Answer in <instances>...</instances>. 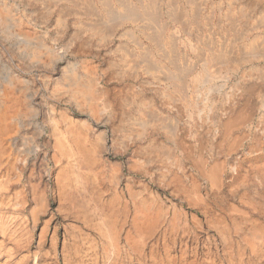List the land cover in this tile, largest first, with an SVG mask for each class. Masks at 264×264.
<instances>
[{
    "label": "rangeland",
    "instance_id": "obj_1",
    "mask_svg": "<svg viewBox=\"0 0 264 264\" xmlns=\"http://www.w3.org/2000/svg\"><path fill=\"white\" fill-rule=\"evenodd\" d=\"M256 1L261 0H245L242 5ZM0 8L7 18L6 30L0 25V90L9 87L4 78L8 75L13 82L15 101L13 105L5 104L4 110L17 115L16 119L0 116V264H64L63 251L69 250L74 243L70 238L72 234L80 231L97 238L101 252L104 244L108 250L111 248L109 256L112 258L113 246L109 241L112 234L117 233L123 244L128 236L134 249L122 250L121 260L124 261L141 251H149L153 244L162 249L167 247L174 253L172 246L176 239L198 233L202 240L208 236L215 239L219 249L215 244L212 248L221 253L223 264L229 263L226 254L229 256L230 250L235 253L238 264H264V136L241 135L228 140L223 145L225 149L217 148L212 153L213 158L209 157V150L203 153V158L226 160L227 167L217 185L212 183L209 166L197 155L199 144L211 145L215 141L207 130L214 129V119L222 117V106L229 105L224 95H218L221 104L213 112L209 105L215 93L208 92L204 96L202 112L194 99L189 107L181 102H169L162 92L151 89L153 84L149 86L148 81L152 79L145 73L136 79L118 80L109 67L112 45L76 44L66 49L70 32H60L55 15L51 18L38 15L33 0H0ZM262 13L264 2L255 8L252 17L257 26L254 35L264 37V26L258 19ZM18 33H23L27 40ZM49 46L55 50L50 51ZM76 64L84 68L90 78L98 80L102 88L100 96L108 97L114 105L112 115L102 100L98 103L85 100L78 106L68 94L57 90L60 82H64L65 70ZM256 64L264 71V59H258ZM212 68H209L211 73H222L213 77L222 92L236 86V71L226 66ZM238 70L242 73L247 69ZM129 89H142L145 111L175 121L185 135L177 138L164 130L147 128L141 136L135 137L131 133L137 126L127 122L121 128L125 108L116 97ZM2 103L5 99L0 91V110ZM263 117L257 112L253 118L255 124L252 122L251 126L264 127ZM71 121L74 134H69L66 128ZM196 130L203 134L196 136ZM76 143L83 150L95 151V161L83 162ZM143 146L146 150H142ZM164 148H169L168 152H164ZM235 163L238 168L234 171L231 167ZM112 165L115 174L111 177L108 169ZM180 215L204 221L205 231L189 225L190 232L183 234L185 229ZM207 215H233L238 220L241 217L243 220L256 219L261 224H246L244 220L234 228L227 216V225L207 227ZM55 234L56 242L53 240ZM82 259L86 258L75 257L73 264H81ZM104 260L99 257L98 264H104ZM86 262L95 264L91 260Z\"/></svg>",
    "mask_w": 264,
    "mask_h": 264
},
{
    "label": "bare ground",
    "instance_id": "obj_2",
    "mask_svg": "<svg viewBox=\"0 0 264 264\" xmlns=\"http://www.w3.org/2000/svg\"><path fill=\"white\" fill-rule=\"evenodd\" d=\"M213 1L214 0H33L36 9L34 11L38 13V15L44 18H51L55 15L57 17L58 27L61 29L60 32L63 33L67 30L70 32L69 43L66 44V49L76 44L91 45L101 43L108 47L112 45L110 51L112 58L110 59L109 67L114 70V75L118 80H124L126 78L136 79L145 73L152 79V81H148L149 86L153 84L151 89L162 92L167 96L169 102H181L186 106L192 104L191 101L193 102L194 99L197 103L198 110L201 112L204 109L201 104L204 103L203 101L206 99L204 96H206L208 92L215 93V97L211 98V105H209L210 111L212 112L221 104L218 95H224L223 97L228 100L229 105L228 107L226 105V107L222 106V117L218 116L214 119V129L207 130V133L215 137V141H213L211 145H203V142L196 148L198 150L197 155H199L203 164L209 166V168H207L212 183L217 185L220 181V175L223 169L227 167H225V164H227L226 160H222V158L219 160H211V158L208 157L203 158V153L209 150L211 156H208L212 157V153H214L217 148H224L223 145L228 140L238 139L241 135L249 138L259 135L264 136V127L257 128L251 126L257 112H261L264 115V71H260L256 64L258 59H264V37L259 34L254 35L257 26L253 23L254 19L252 20L255 8L264 1H256L252 4L245 5H242L245 0H228L226 3L222 0L214 3ZM258 19L260 20V24L264 26V13H262ZM6 20L7 18L5 17L4 10L0 8V25L5 30ZM18 34L24 36L23 33ZM24 38L26 39L25 36ZM48 49L52 52L55 50L52 46H49ZM224 66L236 71L234 74L238 75V79L235 83L236 86H233L230 91L226 90V92H222L221 86L219 83L215 82L216 80L213 78L217 76L216 74L222 75V73L217 72L214 74L210 72L211 69L209 70L210 67L221 68ZM242 68H246L247 70L240 73L238 69ZM64 73V82H60L58 86L59 89H57L59 92L64 91L78 106H81L85 100L90 103H98V101L102 100L106 104V107L109 108L110 115H112L114 105L108 97L100 96L99 92L102 88L96 78H90L86 74L85 69L80 68L77 64L68 67ZM4 78L9 85V89L6 87L0 90L5 99V103L1 104L0 116L2 118L16 119V114L4 110L5 104L10 103L13 105L15 101L12 79L8 75ZM143 94L142 89L138 91L129 89L125 94H119L116 97L118 103L125 108L124 112H122V124L120 127H125L127 122L133 126H137V129H133L132 133L130 132L132 136L135 137L141 136L144 133L143 130L147 128L164 130L169 133V135L177 138L178 136L180 137V134L183 136L184 131H180L179 125L175 121L161 118L155 112L145 111L146 101L142 97ZM206 110L208 112L209 108ZM92 117L94 116L92 115ZM72 123L73 121L66 125L69 134L70 132L74 134L72 131ZM88 123H90V121ZM253 123L255 124V122ZM58 125L59 124H57V126ZM245 125L248 127L243 128ZM61 128H63V126ZM67 131L65 130V132ZM195 134L196 136H200L203 132L196 130ZM76 144L82 154L83 162L88 163L95 161V151L92 153V150H83L79 143ZM70 147L72 148V146ZM144 149L146 150V146L142 147V150ZM150 149L153 150V146H151ZM168 150L169 148L163 149L164 152H168ZM147 151L152 152L151 150ZM185 153L188 154L187 152ZM109 168L108 171L110 170V176L112 177V175L115 174V167L112 165ZM231 168H233L234 171L237 170V163L232 165ZM226 176L227 175H225V177ZM176 180L178 179L176 178ZM119 188L120 187H118V189ZM90 189L91 188H89V191ZM96 197L100 198L98 196ZM103 199L104 198H102V200ZM96 201H98V199ZM180 216L182 217L183 229L187 230H183V234L190 232L189 225L195 226L200 230L203 229L204 221L202 222L197 217L189 219L185 215ZM227 216L230 219V225L234 228H238L240 222L244 220L246 224H261V221L256 219L252 220L245 218L243 220V217H241V220H238V218L233 215H207L205 224L207 227L220 228L222 225H227ZM166 220L164 221L166 222ZM96 226L98 227V224H96ZM231 230L233 231L232 228ZM203 231L205 230L203 229ZM87 233L80 231L77 235L72 234L70 238L73 239L74 243L70 245L71 247H69V250L65 249L63 251L64 264H73L74 258L77 256L86 258L80 260L81 264H89L86 260H91L94 261L95 264H98L99 257L105 259L103 261L104 264H223V258L219 255L221 253L214 251L212 248V245L215 244V248L219 249V245L214 241L215 239L212 240V238L208 236L202 240L198 233L187 234L181 236L180 239H176L172 246L174 253H171L170 249L167 247L162 249L159 245L153 244L149 251H141L137 255L134 254V258L125 261L124 259H122L123 261L121 260L122 250L126 247L132 250L134 249L128 236L125 238V243L123 244L122 242L124 241L120 240L117 233H115V235L112 234V239L109 240L113 246V253L111 256L114 257L112 258L109 256L111 248L108 250L107 245L104 244L102 247L100 244L102 247H99L102 250L101 252L96 244L97 238ZM56 239L57 235L55 234L53 240L55 241ZM104 242L106 241L104 240ZM223 242H226L225 238ZM223 247L225 246L223 245ZM260 248H262V246ZM228 252L229 256L226 254V259L229 262L228 264H238L235 253H232L231 250Z\"/></svg>",
    "mask_w": 264,
    "mask_h": 264
}]
</instances>
